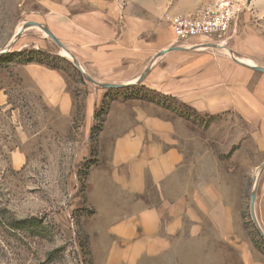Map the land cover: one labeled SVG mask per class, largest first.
I'll list each match as a JSON object with an SVG mask.
<instances>
[{
    "label": "rangeland",
    "instance_id": "374dc122",
    "mask_svg": "<svg viewBox=\"0 0 264 264\" xmlns=\"http://www.w3.org/2000/svg\"><path fill=\"white\" fill-rule=\"evenodd\" d=\"M209 1L0 0V264H104L102 241L110 236L98 137L111 105L132 99L162 105L197 128L207 180L222 185V201L207 202L217 221L216 229L208 223L201 249L207 263L264 264V0H234L239 10L224 38L175 45L169 18ZM141 21L156 24L157 34L143 44L152 58L138 82L104 81L96 63L112 27L120 24L131 40ZM28 22L42 27L22 29ZM173 48L216 52L238 68L239 84L224 90L220 112L143 84L155 59ZM81 55L91 59L79 62ZM49 84L58 96H46Z\"/></svg>",
    "mask_w": 264,
    "mask_h": 264
},
{
    "label": "crops",
    "instance_id": "0c3cea01",
    "mask_svg": "<svg viewBox=\"0 0 264 264\" xmlns=\"http://www.w3.org/2000/svg\"><path fill=\"white\" fill-rule=\"evenodd\" d=\"M155 15H162V10ZM155 25L139 22L131 40L120 24L112 27L96 63L109 76L104 81L138 82L152 58L149 47L142 49L144 43L156 40ZM196 39L174 42L187 46ZM77 59L85 62L91 57ZM155 62L144 85L209 114L220 112L228 103L224 90L239 84L238 68L216 52L173 48ZM49 85L46 96L57 95L58 85ZM228 97L238 106L236 96ZM115 106L111 105L98 137L104 163L99 180L106 187L103 232L110 236L102 241L107 251L104 264H208L201 249L207 245L208 223L216 229L217 221L207 202L222 201V185L207 180L198 152L202 144L194 136L196 126L145 99ZM125 107L127 112L122 111Z\"/></svg>",
    "mask_w": 264,
    "mask_h": 264
},
{
    "label": "built area",
    "instance_id": "2783aa9c",
    "mask_svg": "<svg viewBox=\"0 0 264 264\" xmlns=\"http://www.w3.org/2000/svg\"><path fill=\"white\" fill-rule=\"evenodd\" d=\"M238 10L234 0H210L191 12L174 14L169 18L174 41L222 39L229 34Z\"/></svg>",
    "mask_w": 264,
    "mask_h": 264
},
{
    "label": "water",
    "instance_id": "95a60500",
    "mask_svg": "<svg viewBox=\"0 0 264 264\" xmlns=\"http://www.w3.org/2000/svg\"><path fill=\"white\" fill-rule=\"evenodd\" d=\"M27 26H40V27H42L40 24H38L36 22H28V23H26V25L22 29H24ZM22 29L20 30V33L22 32ZM43 29L50 36V38L56 40L55 37L53 36V34L48 29H45V28H43ZM58 43L64 50H66V48L60 42H58ZM77 66H78V68H80L79 65H77ZM105 86L106 87H119L121 85L120 84H108V85H105ZM253 205H254V195H252L251 199H250V211H251L252 217L254 216Z\"/></svg>",
    "mask_w": 264,
    "mask_h": 264
},
{
    "label": "trees",
    "instance_id": "16d2710c",
    "mask_svg": "<svg viewBox=\"0 0 264 264\" xmlns=\"http://www.w3.org/2000/svg\"><path fill=\"white\" fill-rule=\"evenodd\" d=\"M98 128H101V126H98Z\"/></svg>",
    "mask_w": 264,
    "mask_h": 264
}]
</instances>
